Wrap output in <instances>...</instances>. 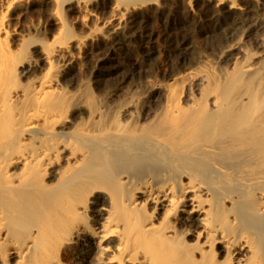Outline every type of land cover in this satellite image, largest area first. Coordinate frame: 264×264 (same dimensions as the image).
Listing matches in <instances>:
<instances>
[{
    "label": "bare ground",
    "instance_id": "1",
    "mask_svg": "<svg viewBox=\"0 0 264 264\" xmlns=\"http://www.w3.org/2000/svg\"><path fill=\"white\" fill-rule=\"evenodd\" d=\"M163 1L0 0V264H264V57L255 67L237 43L220 57L232 68H193L177 48L171 84L112 110H88L87 89L67 90L75 49L101 45L87 68L94 85L108 82L121 46L149 40L134 13ZM38 2L53 29L20 59ZM198 3L245 38L264 33L248 5L264 0L187 1ZM108 4L105 25L122 21L112 34L69 33L77 11ZM40 64L43 74L17 83Z\"/></svg>",
    "mask_w": 264,
    "mask_h": 264
},
{
    "label": "rangeland",
    "instance_id": "2",
    "mask_svg": "<svg viewBox=\"0 0 264 264\" xmlns=\"http://www.w3.org/2000/svg\"><path fill=\"white\" fill-rule=\"evenodd\" d=\"M187 1L164 0L155 6V9L144 7L135 13L130 12V15L134 13V16L141 21L142 30L149 40L140 41L133 39L121 46V51H118L112 57L114 61L110 64L114 65L112 67H115L116 71L115 75L109 77L111 79L108 82L103 81L100 85H94L93 77L87 68L91 66L87 63V57L96 58V56L101 54L102 51L99 50L101 45L98 46L97 42H92L93 44L90 47L92 49H89L87 53L86 48L75 49L73 51V76L77 85L67 88L68 92L84 94L85 91L83 89H87L86 91L91 96L89 98L90 104L87 106L88 110L100 108L104 105L110 108L109 110H112V108H118L133 99V101H138V99L141 101L156 86L168 85L173 82L168 76L174 70L172 67L174 62L179 61L176 53L177 48L184 49L181 56L187 60V63H192L193 68L208 64L215 70H220L221 68H232L231 65L234 61H220V57L229 46H234L238 43L239 45L242 44L244 50L256 53L253 65L260 67L259 63L264 57V46L257 48L256 43L259 39H264L263 32L252 35L250 36L251 38H245L244 33L247 28L239 26L234 29L230 25L231 18L228 15L218 21L216 18V16L218 17L216 7L213 3H198L196 4L197 6H192L191 8L187 5ZM39 3L36 9L22 22V25L25 26L22 30L24 42L20 44L21 46L18 45L14 49L16 52L20 50L18 52L20 59L24 58V53H26L25 57L29 55V57L33 58L34 55L30 52L32 49L28 48L31 41H39V44L42 45L45 42V38L47 39L50 30L53 29L51 25L45 24V12L39 9ZM248 5L250 8L252 7V10L254 9L253 11L257 18H264V4L261 6L250 3ZM112 10L113 6L108 4L106 8L77 11L67 24L69 33L77 39H87L97 29L104 37L112 34L113 30L122 22L121 19H117L111 25H105V22L111 16ZM130 15L127 13L126 18L130 17ZM217 21L218 25H221L220 27H214ZM34 26H36V32L31 30ZM93 49L98 52H93ZM146 56H150L151 64H147L150 66L143 71L142 75H136L135 78H131L134 65L140 66ZM109 67L107 66L106 68ZM46 68L47 66L40 64L39 68H34L28 76L17 80V83L27 86L36 76L43 74ZM118 90H120V94L118 93L116 97ZM139 110V106L133 108L136 113L134 116L136 120ZM84 113L86 112L84 111ZM69 127L68 132L74 130L73 126L70 125Z\"/></svg>",
    "mask_w": 264,
    "mask_h": 264
}]
</instances>
